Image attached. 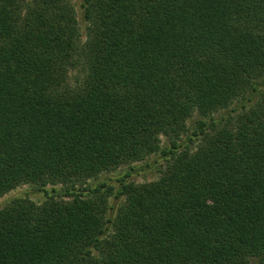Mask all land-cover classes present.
I'll use <instances>...</instances> for the list:
<instances>
[{
	"label": "trees",
	"instance_id": "trees-1",
	"mask_svg": "<svg viewBox=\"0 0 264 264\" xmlns=\"http://www.w3.org/2000/svg\"><path fill=\"white\" fill-rule=\"evenodd\" d=\"M23 185L0 264H264V0H0V198Z\"/></svg>",
	"mask_w": 264,
	"mask_h": 264
},
{
	"label": "rangeland",
	"instance_id": "rangeland-1",
	"mask_svg": "<svg viewBox=\"0 0 264 264\" xmlns=\"http://www.w3.org/2000/svg\"><path fill=\"white\" fill-rule=\"evenodd\" d=\"M70 3L73 5V7L75 8V10L78 12L79 11V5H80V0H70ZM76 76V75H74ZM72 81L74 80V77L72 76ZM236 102H234L228 109V111L232 110L233 108H235ZM224 112H220L219 114H216L214 115V117H218L220 118V114H223ZM222 116H225V114H223ZM230 123L228 124H232L233 123V120L235 118V115H231L230 117ZM201 118L197 115V114H194L187 122V125H188V128L192 131L193 128L195 127V123L196 121L200 120ZM228 119V118H227ZM226 122V121H224ZM190 133V132H189ZM162 141L165 143L164 139H162ZM155 159V160H153ZM153 161H157V164H153ZM146 163H149L150 167L149 168H146L144 167L145 166V163H139L137 166H141V167H144V171H142L140 173L139 176H135L132 178V180L136 183H144V182H150V181H154V180H157L158 177H159V171L162 170L164 168V162L163 160L157 158L156 157H153V158H149L146 160ZM125 170V167L123 168H120L114 172H110V173H103L101 175H99L96 179L94 180H89L88 183L89 184H94V185H97V184H102V183H109V181L111 179H114L116 178L119 174H121V172ZM32 190V187L29 186V185H23V186H20L12 191H10L9 193H7L6 195L2 196L0 198V209L4 208L8 203H10L13 199H16V198H19V197H25V194L31 192ZM28 198L31 199L32 201L34 202H41L42 201V198L36 194H30L28 195ZM109 204L110 205H113L115 206L116 208L118 207V204L119 203H116L114 201H110L109 200ZM115 208V210H116ZM114 210V211H115ZM110 212H113V211H110ZM250 264H254L253 260L250 262Z\"/></svg>",
	"mask_w": 264,
	"mask_h": 264
}]
</instances>
